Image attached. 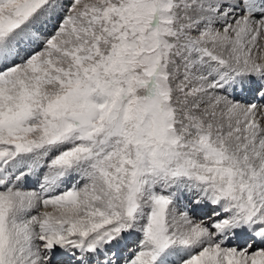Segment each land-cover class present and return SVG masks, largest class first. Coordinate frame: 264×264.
<instances>
[{"label":"snow or ice","instance_id":"obj_1","mask_svg":"<svg viewBox=\"0 0 264 264\" xmlns=\"http://www.w3.org/2000/svg\"><path fill=\"white\" fill-rule=\"evenodd\" d=\"M0 264H264V0H0Z\"/></svg>","mask_w":264,"mask_h":264},{"label":"bare ground","instance_id":"obj_2","mask_svg":"<svg viewBox=\"0 0 264 264\" xmlns=\"http://www.w3.org/2000/svg\"><path fill=\"white\" fill-rule=\"evenodd\" d=\"M31 177L33 176H29L28 177V180H27V183L24 185L25 188H29V187H36L37 186V176H35V179H32ZM130 244V243H129Z\"/></svg>","mask_w":264,"mask_h":264},{"label":"rangeland","instance_id":"obj_3","mask_svg":"<svg viewBox=\"0 0 264 264\" xmlns=\"http://www.w3.org/2000/svg\"><path fill=\"white\" fill-rule=\"evenodd\" d=\"M31 178H32V179H35V176H33V177H31ZM32 187H33V186H32ZM31 189H32L31 187L28 188V190H31ZM130 246H131V247H134L135 244H134V243H133V244H130Z\"/></svg>","mask_w":264,"mask_h":264}]
</instances>
